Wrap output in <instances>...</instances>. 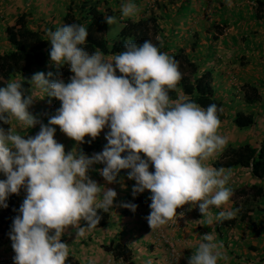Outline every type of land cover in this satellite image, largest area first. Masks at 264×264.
Instances as JSON below:
<instances>
[{"label":"clouds","instance_id":"clouds-1","mask_svg":"<svg viewBox=\"0 0 264 264\" xmlns=\"http://www.w3.org/2000/svg\"><path fill=\"white\" fill-rule=\"evenodd\" d=\"M138 12L134 0H122V18ZM104 20L108 25L117 22L113 16ZM87 36L81 24L47 32L50 61L57 68L67 66L73 73L69 82L53 79L52 72H37L30 80L12 79L0 86V125L14 120L24 128L34 127L38 121L28 109L39 93L61 102L34 137L22 136L16 124L0 126V174L5 177L0 179V208H8L11 194L26 191L8 233L14 264H66L69 246L61 242L65 230L72 226L82 236L99 224L98 211L112 209L116 191L88 175L98 163L104 165L100 175L108 184L119 182L121 170H129L133 194L150 191L146 219L151 228L166 224L185 204L198 206L209 226L238 212L225 207L218 216L211 213L212 207L229 205L233 194L227 187L230 171L207 163L228 143L218 132L217 105L203 108L182 90L172 99L169 93L182 79L179 62L150 40H129L124 51L105 56L99 49L86 50ZM24 81L32 87L29 94ZM54 126L78 143L85 136L95 139L107 127V143L91 156L75 149L66 154L54 139ZM123 206L133 212L137 207ZM221 259L227 257L213 230L203 235L188 264H218Z\"/></svg>","mask_w":264,"mask_h":264},{"label":"crops","instance_id":"crops-1","mask_svg":"<svg viewBox=\"0 0 264 264\" xmlns=\"http://www.w3.org/2000/svg\"><path fill=\"white\" fill-rule=\"evenodd\" d=\"M100 1L116 11L120 10L122 3V0ZM164 1V5H159L160 0H154L150 4L147 0H134L139 9L137 16L148 9L153 10L154 7L161 9V6L166 8L174 6H167V1ZM226 1L199 0L200 3H197L196 0L191 1L193 5H200L201 12L205 10L207 19L212 13L224 12V17L228 18L223 21L222 17L220 18L218 15L215 23L219 27L227 25L232 20L230 23L232 26L226 27L225 30L222 27L221 34H216L210 29L207 30L206 26H210L211 21H205L201 23L200 27L196 24L193 30L185 29L173 37L174 42L183 44L194 42V36H197L199 44L197 50H201L204 65L212 72L216 94L223 104L224 118L220 120L221 125L218 132L227 137L228 143L221 153L207 161L214 167L215 162L221 159L227 148L241 143H250L255 146L264 138V0H233L235 5L237 3L239 5L231 11L233 12L231 15L227 14L229 11ZM77 2L78 0H0V54L7 51L10 46L6 37V27L14 25L22 13H30L28 19L32 27L54 31L55 27L60 25L67 9ZM177 2L175 4H179L180 8L176 11H186L185 8L190 5V2H187L181 6L182 2ZM243 11H246V15H242ZM218 14L221 13L218 12ZM119 15L121 16L120 12ZM215 15L217 16V14ZM119 23L116 26L118 32L121 28V23L120 25ZM202 24L205 25L204 30L201 28ZM199 28L201 30H198ZM205 31H210L211 34H206ZM55 67L52 63H47L34 68L31 77L37 72L45 74L52 72V78L55 79L57 78ZM117 75H120L118 71ZM71 76L61 79L67 83ZM245 85L257 88L260 94L259 100L253 102L251 106L244 102ZM60 106L59 100L48 97L45 93H39L28 109L38 123L27 129L12 120L9 127L16 124L17 131L22 136L25 138L34 137L40 130V124L47 125L50 116L54 115ZM239 111L245 113L251 111L255 114L251 127L242 129L234 124L233 117ZM54 127H56L54 139L64 145L66 154L75 149L91 156L101 152L107 143L104 138L109 131L107 127L85 149H83L82 143L67 137L58 126ZM85 138L91 137L85 136ZM141 156L144 158L142 153ZM103 167L102 163L94 164L88 175L98 185L116 191L117 196L114 199L113 207L108 212L101 210L107 215V222L103 226H97L90 231L86 230L82 236L76 235L72 226L65 230L61 242L69 246L68 257H73L80 264H119L121 259L123 264H128V260L117 254L114 248H108L112 243H119L127 248V257H130L133 264H145L148 259H151L153 264H188V258L196 251L203 235L214 230L217 243L223 244V251L227 257V259L218 261V264H264V195L260 199L252 201L253 204L246 203L244 207L241 204L242 196L238 192L242 186L253 187L259 184L264 188V180L255 178L249 169L239 166L224 168L231 173L227 187L233 194L229 205L211 208L213 216H218L225 207L238 209L234 218L220 219L214 226H209L206 218L202 217L199 212L198 206L185 204L176 209L177 216L166 224L151 228L146 219L151 211L149 207L151 203L150 191L145 190L143 193L134 195L132 189L135 181L128 179L129 170H121L119 177L122 179L118 178L119 182L108 184L100 175V170ZM149 171H154L151 165ZM0 179H5L3 174H0ZM25 196L26 191L22 188L19 197L20 206ZM125 204L137 205L136 210L133 212L124 207ZM242 212H246L244 219L241 218ZM223 220H232L233 222L229 227L223 228L222 226L226 224L222 222ZM80 224L86 226L83 220L80 221ZM0 233V254H14L9 235L3 231ZM172 245L175 250L173 257L170 250Z\"/></svg>","mask_w":264,"mask_h":264},{"label":"trees","instance_id":"trees-1","mask_svg":"<svg viewBox=\"0 0 264 264\" xmlns=\"http://www.w3.org/2000/svg\"><path fill=\"white\" fill-rule=\"evenodd\" d=\"M177 1L182 2L183 0H167L166 5H173ZM191 1L193 0H184L181 3V6H184L187 2H190V5L185 8L186 11H176L177 16L178 14H189L190 12V15H194L198 11L196 5L191 4ZM196 1L198 2L199 0ZM162 7V17H167V20L169 19L173 25L178 24L177 17L174 14L172 16L170 12L162 9ZM190 8L192 9L189 10ZM204 11V17L207 19V14ZM218 12L221 14H218ZM142 13L134 19L130 17L122 18L119 15V11L107 7L100 0H78L74 6L67 9L60 21V25L56 26L55 29L65 24H81L86 26L88 31L87 42L84 45L86 50L92 53L99 49L107 56L124 51V46L129 40H134L137 43L150 40L160 51L167 52L179 62L182 79L177 85V90L169 93L170 97L176 99L178 92L182 90L192 101L203 108H207L211 104L217 105L219 119L224 118L223 104L215 91L214 77L211 70L204 65L201 50H197L199 47L197 36H194V42L178 44L174 42L173 38L177 34V29H171L167 35L164 32L163 23L158 21L157 16L146 14L142 16ZM212 14L220 15L223 21H226L228 18L224 17V12L217 11V13ZM29 15L30 13H22L14 25L6 27V37L10 46L7 51L0 54V86H5L12 79L22 80L24 78L25 80H30L34 68L51 63L49 57L51 44L47 41V32L49 30L47 28L42 30L32 27L28 19ZM107 16L116 17L119 22L121 21V28L114 40H110L107 36L110 28V25L104 20ZM232 18H234L233 15ZM201 23H198L197 26H201ZM201 28L204 30V27ZM205 33L211 34L210 31H205ZM195 34L197 35V33ZM55 68V74L59 78L73 75L66 65ZM24 85L25 94L31 93V85L27 81H24ZM245 86L243 91L244 102L246 105L251 106L253 102L259 100L260 94L257 88ZM254 117L255 114L251 111H247L246 113L239 111L234 115L233 122L239 128L245 129L253 125ZM9 124L10 122L7 125L0 126L7 128ZM94 140L84 137V142L82 143L83 149L87 145H91ZM238 166L249 169L255 178L264 180V138L255 146L250 143L231 146L225 150L221 159L215 162L216 168ZM21 192L22 189L18 194H11L7 200L8 208L0 209V231H3L5 234L10 232L13 219L19 215V197ZM238 192L242 196L241 204L245 207L246 203L253 204L252 201L260 199L264 195V188L259 184L253 187L242 186ZM98 215L102 218L97 226H103L107 222V215L101 210L98 211ZM245 216L246 212H242L241 218L244 219ZM222 222L226 223L222 227L227 228L233 221L223 220ZM84 224L86 225L85 221ZM108 248H114L117 254L122 255L125 260H128V264H133L130 257H127L128 251L125 246L119 243H112ZM66 264L80 263L69 256Z\"/></svg>","mask_w":264,"mask_h":264},{"label":"rangeland","instance_id":"rangeland-1","mask_svg":"<svg viewBox=\"0 0 264 264\" xmlns=\"http://www.w3.org/2000/svg\"><path fill=\"white\" fill-rule=\"evenodd\" d=\"M147 1H148V4L154 2V0H147ZM164 2H165L164 0H160L159 5H164ZM197 3H200V2L198 1ZM226 3H227L226 4L227 10L229 11V12H227V14H229V15H231V13H233L231 11L236 9V6L239 5L238 3H237V5H235L233 3V0H227ZM173 5L174 6H170V7H167V8L166 7H162V9L167 10L168 12H170L172 16L174 14V16L177 17L178 24L173 25L170 22L169 19L167 20V17H162V12H161L162 10L160 9V7H154L153 10L148 9V11L146 13H142V16L144 14L151 15V16H157L158 17V21L163 23L162 24L164 26L163 29H164V32L167 35L170 33L171 29H177V33H180V32L185 31V29L192 30L196 26V24L201 23V22H205V21H211V25L210 26H206L208 28L207 30L210 29V30L214 31L216 34H221L223 29L225 30L226 27L232 26L230 24V23H232V20H231V22H228L227 25L222 26V27H224L223 29H222V27H219V25L215 23L217 21L218 15L216 16V15H213V14L211 15L210 14L208 19L204 18L203 17V12H201L202 8L200 9V5L196 4V6H197L196 8H199L200 10L197 11L195 13V15L178 14V16H177L176 10L178 8H180V6H179V4L176 5L175 3ZM191 9L192 8H190L189 10H191ZM119 12H120V10H119ZM242 15H246V11H243ZM136 17L137 16L130 17V18L134 19ZM116 20H117V22L115 24L111 25L109 30H108V35L107 36H108V38L110 40H114V38L116 37V35L118 33V29H117L116 26H117L119 21H118L117 18H116ZM120 23H121V21H120ZM120 23H119V25H120ZM202 25H203V27L205 26L204 24H202ZM220 28H221V31H220ZM199 30H201V29L199 28Z\"/></svg>","mask_w":264,"mask_h":264},{"label":"built area","instance_id":"built-area-1","mask_svg":"<svg viewBox=\"0 0 264 264\" xmlns=\"http://www.w3.org/2000/svg\"><path fill=\"white\" fill-rule=\"evenodd\" d=\"M170 250H171V256L173 257L175 255V250H174L173 245L170 247ZM14 256H15V253L14 254H0V264H14V259H13Z\"/></svg>","mask_w":264,"mask_h":264}]
</instances>
